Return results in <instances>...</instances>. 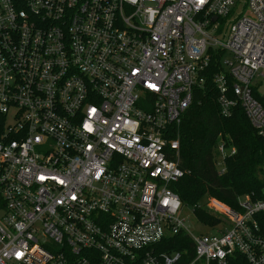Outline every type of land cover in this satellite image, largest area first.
<instances>
[{
    "label": "built area",
    "instance_id": "built-area-1",
    "mask_svg": "<svg viewBox=\"0 0 264 264\" xmlns=\"http://www.w3.org/2000/svg\"><path fill=\"white\" fill-rule=\"evenodd\" d=\"M215 48L264 140V0H0V264H264V188L196 236L172 189Z\"/></svg>",
    "mask_w": 264,
    "mask_h": 264
},
{
    "label": "trees",
    "instance_id": "trees-1",
    "mask_svg": "<svg viewBox=\"0 0 264 264\" xmlns=\"http://www.w3.org/2000/svg\"><path fill=\"white\" fill-rule=\"evenodd\" d=\"M223 53L220 49L209 52L210 60L202 73L204 83L195 91L178 127L171 131L179 142L178 163L185 172L183 177L204 190L202 195L199 190L190 191L180 184L181 179L173 186L182 204L193 208L206 195L236 210L238 196L248 194L257 199L264 188V140L241 107L233 108L227 117L221 115L213 78L224 73L231 80L221 66ZM220 140L226 142L228 149L234 148L235 153L224 159V172L219 175L215 149ZM194 214L202 224L215 222L203 209L194 208ZM240 264L247 262L242 258Z\"/></svg>",
    "mask_w": 264,
    "mask_h": 264
},
{
    "label": "rangeland",
    "instance_id": "rangeland-1",
    "mask_svg": "<svg viewBox=\"0 0 264 264\" xmlns=\"http://www.w3.org/2000/svg\"><path fill=\"white\" fill-rule=\"evenodd\" d=\"M220 32H222V33L215 35V36L218 37L217 38L218 41H223V33L225 32V27L223 25H221V31ZM215 49H217V48H215ZM228 59H229V55L226 52H224L223 56L221 58V66H222L223 70H226V66L224 64V61L228 60ZM255 80H258V79H255ZM261 85H262V87H264V83H262ZM262 89H264V88H261V90ZM184 174H185V172H184ZM180 184L185 186L186 189H188L190 191L193 190V192H194L196 190H199L201 195H202V193H204V190L202 188L201 189L197 188V186L195 184L191 183L185 177L181 178ZM246 196L251 197L250 195L246 194V195L238 196V198H243ZM212 201H217V200L205 195V196H202V198L199 200V202L196 206L200 205L201 207H199V208L203 209L207 212L205 204H209ZM181 216L184 218L185 224L189 228V231L192 235L196 236V235H199L200 233H204L206 231L203 227L199 226V223H198L196 216L194 214V208L193 207L184 206V208L181 210Z\"/></svg>",
    "mask_w": 264,
    "mask_h": 264
},
{
    "label": "water",
    "instance_id": "water-1",
    "mask_svg": "<svg viewBox=\"0 0 264 264\" xmlns=\"http://www.w3.org/2000/svg\"><path fill=\"white\" fill-rule=\"evenodd\" d=\"M213 21H215V18H213Z\"/></svg>",
    "mask_w": 264,
    "mask_h": 264
}]
</instances>
